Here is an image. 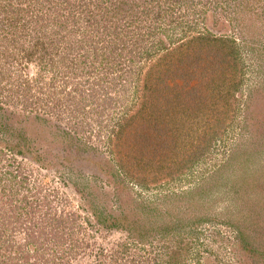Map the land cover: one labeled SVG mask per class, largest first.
<instances>
[{"label": "rangeland", "instance_id": "1", "mask_svg": "<svg viewBox=\"0 0 264 264\" xmlns=\"http://www.w3.org/2000/svg\"><path fill=\"white\" fill-rule=\"evenodd\" d=\"M0 264H264V0H0Z\"/></svg>", "mask_w": 264, "mask_h": 264}]
</instances>
